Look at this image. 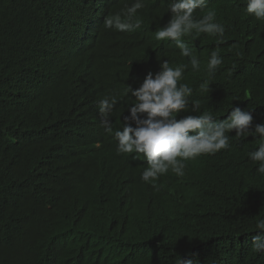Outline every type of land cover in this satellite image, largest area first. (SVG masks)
I'll list each match as a JSON object with an SVG mask.
<instances>
[{
	"label": "trees",
	"instance_id": "1",
	"mask_svg": "<svg viewBox=\"0 0 264 264\" xmlns=\"http://www.w3.org/2000/svg\"><path fill=\"white\" fill-rule=\"evenodd\" d=\"M135 0H0V264H264L252 248L264 218V175L248 153L258 137L230 135V147L186 162L154 188L141 180L143 156L118 154L101 127L99 101L116 97L123 127L148 71L189 64L155 32L171 18L168 0H143L134 31L104 21ZM247 0H209L225 26L183 39L200 60L180 83L200 115L225 119L233 107L264 123V20ZM223 57L215 75L211 52ZM208 81L209 90L200 85ZM179 118V117H178ZM190 135L192 133H189Z\"/></svg>",
	"mask_w": 264,
	"mask_h": 264
},
{
	"label": "clouds",
	"instance_id": "2",
	"mask_svg": "<svg viewBox=\"0 0 264 264\" xmlns=\"http://www.w3.org/2000/svg\"><path fill=\"white\" fill-rule=\"evenodd\" d=\"M208 4L209 0H168L171 18L155 32L157 41L173 42L195 71L200 68V60L183 38L189 35L198 37L203 33L216 37L218 44L225 39V26L216 22L215 10L209 9L201 18L194 15L198 9L208 8ZM144 7L143 0H135L121 12L107 18L105 28L122 32L140 28L137 13ZM246 13L258 21L264 20V0H247ZM222 61L218 50L211 52L207 65L210 76L215 75ZM189 64L173 67L168 60H162L160 70L155 74L148 71L139 87L133 89L128 85L125 91L135 98V102L129 107L130 115L124 117L120 129H114L112 121L117 98L105 97L99 101L101 127L105 133L114 136L117 153L134 154L135 159L143 156L147 167L141 173V180L155 188L159 178L169 171L183 177L187 161L228 149L229 133L235 130L237 138L258 137V148L248 156L257 162L258 173L264 175V123L253 125L250 110L232 106L223 120L214 118L207 111L200 115H180L189 111L200 112L201 109L200 101L191 99L193 89L180 83ZM209 85L206 80L200 85L201 90L208 91ZM256 228L258 231L251 237L252 248L256 253H264V218L258 220ZM177 264H197V260L188 254L180 256Z\"/></svg>",
	"mask_w": 264,
	"mask_h": 264
}]
</instances>
